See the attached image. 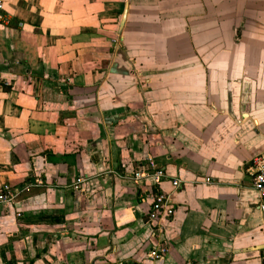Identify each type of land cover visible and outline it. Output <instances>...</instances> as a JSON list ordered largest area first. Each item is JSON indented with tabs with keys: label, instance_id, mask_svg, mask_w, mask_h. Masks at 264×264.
I'll return each instance as SVG.
<instances>
[{
	"label": "crops",
	"instance_id": "crops-1",
	"mask_svg": "<svg viewBox=\"0 0 264 264\" xmlns=\"http://www.w3.org/2000/svg\"><path fill=\"white\" fill-rule=\"evenodd\" d=\"M0 3V264H264V0Z\"/></svg>",
	"mask_w": 264,
	"mask_h": 264
},
{
	"label": "built area",
	"instance_id": "built-area-1",
	"mask_svg": "<svg viewBox=\"0 0 264 264\" xmlns=\"http://www.w3.org/2000/svg\"><path fill=\"white\" fill-rule=\"evenodd\" d=\"M2 9V4L0 3V10ZM2 77L0 75V81ZM147 163L143 165L137 172L133 173V177L135 180L140 181L142 179L150 178L153 181V185H161L164 182L166 176L161 173L159 169L155 166L152 159L147 158ZM251 168L253 169L252 178H251V188L255 191L260 200V209L264 212V157L260 156L252 161ZM82 178H78L76 180V184L74 186L75 190H78V186L83 183ZM204 183H210L209 179H205ZM182 181L179 179L171 180V185L174 190L180 188ZM4 193H0V202L5 203L10 201L12 195L8 189V187H4ZM152 201L150 203V208L147 212L148 221L150 224L157 228L158 232H154L153 237L156 241L154 246L149 251L148 259L151 261L162 260L168 250L169 244L163 238V233L161 228L163 224L174 217L175 207L171 203L169 195L165 194L163 191L158 190L156 193L152 195ZM165 236V235H164Z\"/></svg>",
	"mask_w": 264,
	"mask_h": 264
}]
</instances>
